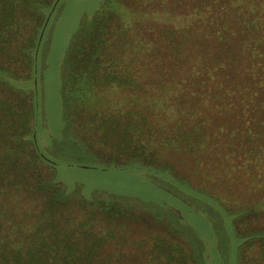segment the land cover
Instances as JSON below:
<instances>
[{"label":"trees","instance_id":"1","mask_svg":"<svg viewBox=\"0 0 264 264\" xmlns=\"http://www.w3.org/2000/svg\"><path fill=\"white\" fill-rule=\"evenodd\" d=\"M60 1L0 0V264H151L130 245L151 254L150 242L169 237L147 229L163 218L139 198L69 193L55 180L59 157L185 184L215 199L238 234L247 212L227 201L264 194V0H102L65 57L64 142L47 155L31 85L42 80L40 48ZM186 157L192 170H180ZM234 168L246 178L229 184L221 177ZM222 182L238 197L222 196ZM219 237L225 244L222 228Z\"/></svg>","mask_w":264,"mask_h":264},{"label":"rangeland","instance_id":"2","mask_svg":"<svg viewBox=\"0 0 264 264\" xmlns=\"http://www.w3.org/2000/svg\"><path fill=\"white\" fill-rule=\"evenodd\" d=\"M101 2L102 0H61L52 12L48 22L39 55L42 80L39 86H36V83L31 85L33 90L37 89L39 91L40 100L35 123L37 142L41 152L47 155H53L50 150L55 149L56 146L60 147L64 142L65 117L63 112L62 73L65 57L74 35L85 20L95 17L101 7ZM15 84L17 85V83ZM20 84L18 83V85ZM30 84L27 81L21 85L22 87H30ZM36 99L38 100L37 96ZM186 158V165L181 163L180 170L193 169L191 165L193 159ZM223 161L225 162L224 158L222 163ZM56 168L55 180L64 184L69 193H80L86 199L93 198L100 190L132 196L140 199L141 208L147 207L159 214L156 217L163 218L162 222L155 224V226L145 224L149 227L147 229L151 228L150 232L154 235L166 234L169 236L168 238L161 236L164 239L161 240L164 242L160 241L159 246L155 243V240L150 242L148 248L153 250L151 254L144 251L145 246L130 245V251L141 249L142 260H145V262L153 258L151 264H177V255L165 252L167 249H172L169 245L173 244L182 248L183 253L187 255L188 259L186 257L185 262L200 264L198 263L201 259L200 250H198V247L193 250L191 248L194 247L190 245V243H196L195 233L205 246V264H240L241 260V264H264L263 193L257 192L252 195L253 191L251 194L250 191L243 192L238 206H236L237 200L227 201L232 206L231 209L234 208L233 211L247 212L244 218L245 223L243 222L241 230L237 234V229L235 230L231 217L225 214L215 199L212 200L205 194L190 189L185 184L180 185L165 178L164 181L169 182L170 188V186L167 187L158 181L154 182L153 179H149L147 177L149 174L145 176L144 172L142 173L143 169L83 167L75 163H69L66 158L61 157L58 158ZM237 171L239 169L234 168L230 174L226 172L221 178L229 184L246 178L240 176L241 173L235 174ZM152 177L153 175H150V178ZM215 185L223 188L222 196H226L230 200L235 195L238 197L236 187L232 188L226 184ZM249 208L251 209L248 211ZM174 213L178 215V219ZM168 219L172 223L167 227ZM141 224V234L143 235L145 232L147 235L149 230L146 229L143 223ZM176 227H181L180 232L174 229ZM219 228L227 233V244L222 243L223 240L221 241L219 237ZM145 234L143 237L146 236ZM188 239H190V243ZM152 243L153 246H151ZM199 243L201 244L200 241ZM227 245L228 252L226 253L223 246L227 247ZM248 245L250 246L249 251L247 249ZM125 256L131 255L127 252ZM226 256L227 258H225Z\"/></svg>","mask_w":264,"mask_h":264},{"label":"flooded vegetation","instance_id":"3","mask_svg":"<svg viewBox=\"0 0 264 264\" xmlns=\"http://www.w3.org/2000/svg\"><path fill=\"white\" fill-rule=\"evenodd\" d=\"M225 258H227V256ZM225 258H224V261H225Z\"/></svg>","mask_w":264,"mask_h":264}]
</instances>
